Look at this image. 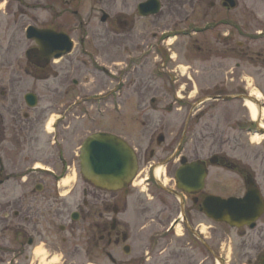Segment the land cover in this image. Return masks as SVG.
Returning a JSON list of instances; mask_svg holds the SVG:
<instances>
[{"label":"flooded vegetation","instance_id":"af4514ba","mask_svg":"<svg viewBox=\"0 0 264 264\" xmlns=\"http://www.w3.org/2000/svg\"><path fill=\"white\" fill-rule=\"evenodd\" d=\"M128 1L0 0V23H11L13 30V38L6 46L0 40V70L9 76L0 78V264H44L35 255L39 249L44 251L47 264H60L54 262L59 254L65 257L62 264H218V232L233 227L204 212L206 199H241L251 184L264 204V126L259 122L264 120V97L258 100L247 94L245 77L233 86L222 82L225 79L212 85L210 99L201 102L211 101V142L207 144L202 135L207 106L196 114L200 120L197 135L202 137L193 151L185 141L188 129L178 142L176 136L170 138L162 133L153 143V133L158 129H152L151 111H145L151 118L145 123L152 135H147V143L135 146L116 133L97 132L114 135L130 145L137 158L136 173L118 191L98 188L85 179L82 199L72 201L73 189L64 182L73 178L75 171L74 99H69L73 87L65 86L67 77L56 72L65 56L58 59L57 52L43 51L27 37L28 29L69 37L73 42L71 55L76 46L74 39L82 36L84 46L91 34L85 27L94 21L101 29L110 26L104 32L98 31L99 37L102 33L113 40L139 33L144 36L145 32H138L137 24L149 22L163 8L171 13L169 2L176 3L184 13V21L194 16L196 22H204L196 25L194 32L201 65L211 63L212 72L228 75L226 79L234 82L229 75L235 70L244 73L245 62L256 58L264 79V51L254 58L248 46L250 32L245 12L249 10L243 9L236 18L229 15L245 6L247 0H157L159 13L146 16L140 6L150 0H133L131 13ZM143 12L150 14L151 7ZM217 12L224 16L218 18ZM236 38L239 40L235 44ZM201 73L206 74V70L202 68ZM153 77L151 70L147 86L153 84ZM52 83L59 89L49 88ZM72 84L76 82L72 80ZM43 87L51 92V102L45 106ZM160 90L165 98H171ZM153 91L154 87L148 93ZM250 99L259 113L254 124L246 106ZM115 113L120 115L122 111ZM49 114L57 116L51 126ZM257 130L261 142L251 160L248 147ZM193 165L203 169L206 176L199 190L185 183L183 186L191 190L187 191L180 184L186 182ZM224 172L232 180H240L234 195H219L220 174ZM139 194L142 197L136 196ZM242 229L258 232L263 242L264 208L254 227ZM263 259L264 256L260 264Z\"/></svg>","mask_w":264,"mask_h":264},{"label":"rangeland","instance_id":"374dc122","mask_svg":"<svg viewBox=\"0 0 264 264\" xmlns=\"http://www.w3.org/2000/svg\"><path fill=\"white\" fill-rule=\"evenodd\" d=\"M128 3L129 13H131L135 2L129 0ZM169 4L173 8L171 13L163 8L149 22L142 21L137 24L138 32H145L144 36L136 33L134 37L125 40H113L102 33L103 36L99 37L97 32L103 29L108 30L110 26L101 29L98 21L92 22L85 27V30L91 33L85 39V45H81L82 36L75 38L76 46L73 53L59 61L60 69L56 72L67 77L65 86L73 87L72 97L69 99H71L70 102L74 99L72 127L75 171L73 181L68 187L73 189L70 196L74 203L82 199V191L86 187V180L80 170V148L92 134L108 131L126 138L131 145L147 143L150 138L147 136L149 132H147L148 128H145V123L151 118L145 115V111H151L154 112V115H151L154 119L152 129H158V133H153L156 134L153 143H156L157 136L162 133L170 138L176 136V142H178L180 137L185 136V129H188L185 141L191 144L190 150L193 151L195 144L200 142L202 137L197 135L200 120L196 114L207 106L205 109L207 116L203 123L206 129L203 130L202 135L206 137L207 144L211 142V119H209L211 101L203 104L201 102L206 98L210 99L212 85L225 79L222 82L233 86L239 83V78L245 77L248 83L247 94L258 100L264 97V79L259 74L260 61L254 57L257 53L264 51V0H247L245 6L241 5L229 14L236 18L243 14V9L249 10V13L245 12L248 15L246 22L250 32L248 46L253 52L252 57L255 58L245 62L244 73L229 70L235 72L229 75V78L235 79L234 82L226 79L228 75L221 76L220 73L216 75L212 72L211 63L204 62L201 65V57L197 54L194 45L196 38L194 32L196 25L204 22H196L194 16L184 21V13L178 4H171V2ZM217 14L218 18L224 16L223 13L217 12ZM0 25V40L6 46L7 42L13 38V30L10 27L11 23L2 22ZM238 40L236 38L235 44ZM136 66L139 69H136ZM202 68L206 70V74L201 73ZM151 70L154 82L153 84L150 82L147 86ZM5 73L1 69L0 78H8L9 76ZM72 80L76 84L73 85ZM139 81L142 86L139 84L137 87ZM55 87L58 88L52 83L49 88ZM152 87L154 91L148 93ZM160 89L169 93L171 98H165L164 92L161 93ZM174 90L176 96H173ZM45 93L49 97H45ZM100 94H103V97H100ZM50 95L51 92L43 87L41 96L44 106L51 102ZM115 111H122V114H116ZM49 115L51 126L57 116ZM254 122H258V117L251 119V123L254 124ZM259 122L264 126V120ZM149 136L152 135L149 134ZM260 142L261 136L253 134L248 147L251 148V160ZM206 152L209 153V151ZM220 175L222 177L220 176L221 182L218 187L219 195L236 194L241 184L240 180H232L225 172ZM136 196L142 197L141 194ZM203 232H207L206 228ZM247 234H250L249 237H246ZM63 236L64 233L60 234L59 238ZM218 246L219 264H260L264 256V241L260 240L258 232H250L248 229L239 230L230 227L220 229ZM64 258L59 254L54 259L62 264L65 263ZM44 264H47L46 260Z\"/></svg>","mask_w":264,"mask_h":264},{"label":"water","instance_id":"95a60500","mask_svg":"<svg viewBox=\"0 0 264 264\" xmlns=\"http://www.w3.org/2000/svg\"><path fill=\"white\" fill-rule=\"evenodd\" d=\"M233 6V5H232ZM151 7L150 14L143 12ZM142 15H156L159 13L157 0H150L140 6ZM27 37L34 40L43 51H55L56 57L61 59L69 55L73 49L72 40L62 34L50 31H40L35 28L27 30ZM80 170L82 176L98 188L118 191L133 179L137 170V158L127 142L110 134L97 133L85 140L80 149ZM188 170L186 183L201 189L206 173L203 169ZM181 181V178H179ZM185 190L191 191L184 187ZM264 204L260 194L250 184L248 194L244 198L222 199L208 197L204 202V212L219 222H225L233 228L245 226L254 227V223L263 212ZM261 264H264V259Z\"/></svg>","mask_w":264,"mask_h":264},{"label":"bare ground","instance_id":"6f19581e","mask_svg":"<svg viewBox=\"0 0 264 264\" xmlns=\"http://www.w3.org/2000/svg\"><path fill=\"white\" fill-rule=\"evenodd\" d=\"M246 106L248 107L250 111L251 118L257 119L259 113H258V108L256 106V103L249 100L246 102ZM72 181H73V178L66 179L64 182V185H69L72 183ZM35 255L38 256L40 259H42L43 263L45 262L44 251L42 249L37 250ZM54 262H57V260H54Z\"/></svg>","mask_w":264,"mask_h":264}]
</instances>
